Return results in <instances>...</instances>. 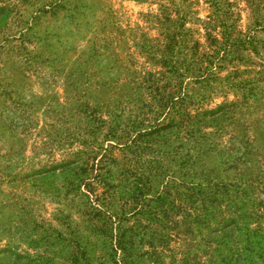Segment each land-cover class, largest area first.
Here are the masks:
<instances>
[{
  "label": "rangeland",
  "instance_id": "374dc122",
  "mask_svg": "<svg viewBox=\"0 0 264 264\" xmlns=\"http://www.w3.org/2000/svg\"><path fill=\"white\" fill-rule=\"evenodd\" d=\"M0 264H264V0H0Z\"/></svg>",
  "mask_w": 264,
  "mask_h": 264
}]
</instances>
